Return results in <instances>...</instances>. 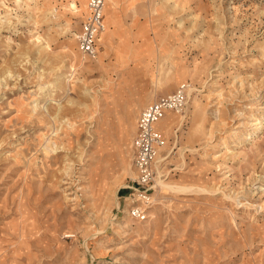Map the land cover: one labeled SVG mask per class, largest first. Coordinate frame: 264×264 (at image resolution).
Segmentation results:
<instances>
[{"label": "rangeland", "instance_id": "rangeland-1", "mask_svg": "<svg viewBox=\"0 0 264 264\" xmlns=\"http://www.w3.org/2000/svg\"><path fill=\"white\" fill-rule=\"evenodd\" d=\"M112 5L86 61L87 0H0V264H264V0ZM181 87L139 193L138 118Z\"/></svg>", "mask_w": 264, "mask_h": 264}, {"label": "built area", "instance_id": "built-area-1", "mask_svg": "<svg viewBox=\"0 0 264 264\" xmlns=\"http://www.w3.org/2000/svg\"><path fill=\"white\" fill-rule=\"evenodd\" d=\"M108 2L109 0H88L87 14L82 22L81 30L76 34L79 52L86 61L99 58L101 39L106 29L104 12ZM186 96V87H181L171 95L159 97L149 104L138 118L137 134L132 146L133 164L137 177L132 184L138 188L136 190H139V193H148L156 182L155 162L160 149L165 144L156 126L168 112L182 113L186 105ZM130 214L136 218L144 217L139 208H132Z\"/></svg>", "mask_w": 264, "mask_h": 264}, {"label": "bare ground", "instance_id": "bare-ground-1", "mask_svg": "<svg viewBox=\"0 0 264 264\" xmlns=\"http://www.w3.org/2000/svg\"><path fill=\"white\" fill-rule=\"evenodd\" d=\"M109 3H112V7L111 9L114 10V6L117 5V0H109ZM69 11H71L72 13L76 14L78 13L79 11V7L77 6V3L76 1H72L70 6H69ZM87 11V9H86ZM114 13H115V10H114ZM106 30V29H105ZM102 39L104 44L105 45H108L110 44L111 42V38H107V32H104L103 35H102ZM39 53V52H38ZM78 61V60H77ZM236 63V62H235ZM59 83V82H58ZM68 83V82H67ZM191 92L192 90L189 91V95H191ZM255 99V98H254ZM264 99V92L263 93H258V96L256 98V100H262ZM247 108V107H246ZM244 109V108H243ZM250 110L248 111H251V115H250V118H249V122L248 123H245L243 126H238L237 128H234V130L228 135L229 136V140L231 141H235L239 138L240 135H242V129L244 128V131L246 130V128L248 127H251L252 130L248 131L245 135V142H249L253 139V136L254 135H257V133L259 131H261V129L263 128V122L261 119L259 118H256V114H258V112L260 111H263L262 109H258L257 107H253V106H250L249 108ZM207 113V112H206ZM264 118V117H263ZM168 117H166L160 124L159 126L160 127H163L162 124L164 125H170L171 124V120H167ZM223 125V122L222 121H219L218 122V126H222ZM212 134V132H210V135ZM205 136V135H204ZM241 137V136H240ZM216 140V139H215ZM225 142L222 143V145L224 144ZM234 143V142H233ZM216 147V146H215ZM239 149V148H238ZM209 153V152H208ZM212 156V155H211ZM214 156V155H213ZM164 158L160 157L159 159V162H163ZM165 161V160H164ZM216 164V163H215ZM221 164V163H220ZM219 164V165H220ZM159 171V170H158ZM159 173V172H158ZM159 178V177H158ZM157 185L161 187L162 190H170V191H174V192H183V191H189L190 189L186 188V187H182L178 184H173L172 182H168L166 180H162L161 179H158L157 181ZM117 196V195H115ZM116 199V198H115ZM117 200V199H116ZM117 206V205H116ZM119 206V205H118ZM115 220V219H114ZM129 226V225H128ZM120 227V225H119Z\"/></svg>", "mask_w": 264, "mask_h": 264}, {"label": "crops", "instance_id": "crops-1", "mask_svg": "<svg viewBox=\"0 0 264 264\" xmlns=\"http://www.w3.org/2000/svg\"><path fill=\"white\" fill-rule=\"evenodd\" d=\"M108 3H109V2H108ZM108 3H107V5H108ZM87 4H88V0H87ZM107 5H106V7H107ZM104 21H105V24H106V8H105V12H104ZM100 51H101V50H100ZM99 56H100V55H99ZM161 97H162V96H161ZM169 113H174V112H168L167 114H169ZM167 114H166V115H167ZM166 115H165V116H166ZM156 127H157V129H158V124H157Z\"/></svg>", "mask_w": 264, "mask_h": 264}]
</instances>
